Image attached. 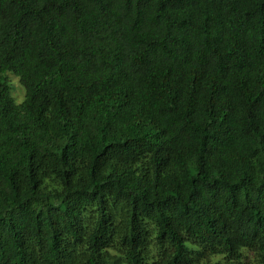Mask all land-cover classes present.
<instances>
[{
  "label": "trees",
  "instance_id": "obj_1",
  "mask_svg": "<svg viewBox=\"0 0 264 264\" xmlns=\"http://www.w3.org/2000/svg\"><path fill=\"white\" fill-rule=\"evenodd\" d=\"M0 264H264V0H0Z\"/></svg>",
  "mask_w": 264,
  "mask_h": 264
},
{
  "label": "rangeland",
  "instance_id": "obj_2",
  "mask_svg": "<svg viewBox=\"0 0 264 264\" xmlns=\"http://www.w3.org/2000/svg\"><path fill=\"white\" fill-rule=\"evenodd\" d=\"M8 86L10 90V96L16 104L23 100L24 92L22 87L18 84L17 79L10 73L7 74Z\"/></svg>",
  "mask_w": 264,
  "mask_h": 264
}]
</instances>
